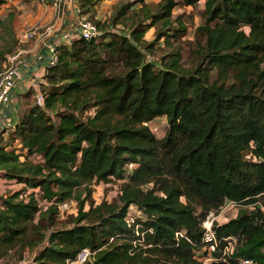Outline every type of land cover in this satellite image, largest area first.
I'll return each instance as SVG.
<instances>
[{"label": "trees", "instance_id": "1", "mask_svg": "<svg viewBox=\"0 0 264 264\" xmlns=\"http://www.w3.org/2000/svg\"><path fill=\"white\" fill-rule=\"evenodd\" d=\"M99 1L79 0L80 13ZM177 4L143 2L131 10L137 20L129 36L104 32L94 20L98 37L58 46L44 106L34 104L0 138L1 174L24 185L0 198L1 251L28 244L32 221L53 220L73 198V225L52 230L34 264H65L85 247L94 254L84 264H203L209 212L264 196V0H205L192 64L176 46L149 60L158 41L172 45L186 31L173 16ZM131 6L115 8L113 22ZM151 27L155 38L146 42ZM157 116L168 123L162 137L146 124ZM112 179L123 180L117 198L86 209L91 184ZM31 188L50 202L44 212L34 191L22 196ZM130 207L146 216L138 233L125 220ZM214 228L219 239L238 238L228 264L245 257L264 264L260 207Z\"/></svg>", "mask_w": 264, "mask_h": 264}, {"label": "rangeland", "instance_id": "2", "mask_svg": "<svg viewBox=\"0 0 264 264\" xmlns=\"http://www.w3.org/2000/svg\"><path fill=\"white\" fill-rule=\"evenodd\" d=\"M42 0H7L6 3L0 8V18L3 19L0 24V67L2 68L8 61V57L13 55L25 45L32 43L29 41L27 44H21L19 38L21 35L32 27H37L39 33H45L48 30H61L63 27L62 16L66 14L68 0H44L46 7H41ZM160 0H102L96 5L92 6L94 9L86 12L88 17H91L95 21H100L102 31L104 32H120L124 35L131 33L133 24H135L137 18L136 14L131 10L138 9L143 2L150 4L152 7ZM178 4L173 8V16L179 17L186 25V31L177 35L174 39L171 38V44L167 45L163 39L158 41L152 51L147 52L146 56L149 60H156L159 62L160 58L166 52L171 50V47H180L183 51L182 62L185 65H191L195 58L196 44V28L202 23V12L204 9L205 0H199L194 5L185 4L186 0H176ZM130 2L132 6L128 9L125 16L117 17V21L113 22L112 14L115 12L120 4ZM0 19V20H1ZM150 22V19H146L145 23ZM156 27H151L145 32L144 39L146 42H151L155 38ZM33 41V40H32ZM24 113L35 104L33 96L24 100ZM149 125L154 128V134L158 137H162L167 130V119L165 116H157L149 121ZM7 130L5 137H8ZM20 142L14 140L11 146L19 147ZM21 153V152H20ZM23 154V153H21ZM249 157V156H248ZM31 159L37 161L38 156L32 155ZM24 158H22L23 160ZM132 166H128L130 170ZM123 180L112 179L109 182L94 181L91 184V195L85 204V208L88 209L90 204L96 205L102 201H112L117 198L119 193L120 184ZM23 186V185H21ZM21 187L16 185V181L4 182L0 177V198L7 195L9 192ZM27 193H23L22 196L26 197ZM36 193V199L38 200L41 210L44 212L50 202ZM259 201L264 205V196L259 198ZM250 211L251 208L242 206L239 210ZM214 212V211H213ZM132 213L137 216L138 219H145L146 216L137 208L132 209ZM219 213L215 211L216 215ZM78 214V203L76 199L70 198L59 205L58 213L53 220L49 218H35L30 225L28 237L25 242L28 244L14 246L11 249H0V264H34V258L42 249V247L49 244V235L52 230L67 228L73 225L74 218ZM52 221V223H51ZM213 257H216L212 254ZM203 261V260H202Z\"/></svg>", "mask_w": 264, "mask_h": 264}, {"label": "built area", "instance_id": "3", "mask_svg": "<svg viewBox=\"0 0 264 264\" xmlns=\"http://www.w3.org/2000/svg\"><path fill=\"white\" fill-rule=\"evenodd\" d=\"M41 4L46 6L44 0L41 1ZM71 30L72 34L69 37H66V39H61L60 37L51 39L50 32L47 31L43 34L39 33L37 31V27H32L21 35L20 40H35L38 42L39 46H43L46 49L49 56L48 65L46 67L45 73H43L40 80L31 72L28 64H26L23 60L21 56L23 52L21 50L9 56L7 63L0 70V113H2L7 101L10 99L11 95L14 94L16 89H18V92L20 90L31 91L32 96L35 99V104L39 107H43L46 98V91L44 90V85L46 84V75L49 72V68L54 66L58 62V46L61 43L69 44L74 38L77 37L90 40L98 37L102 33V31L99 29L92 18L81 14L75 18L74 25ZM1 117L2 116H0V119ZM17 124L18 122L9 121L8 127L11 128L10 131L14 130ZM146 124L149 125V122ZM149 127L151 128L152 132L155 130L150 125ZM10 131L8 132V137L11 133ZM1 135L5 137V134L3 135L2 133ZM8 137L5 138L8 139ZM0 177H4L3 174H1V171ZM16 185L22 187L21 185L23 184L16 183ZM29 190L35 192V197H37L36 193L40 194L39 188H31L28 189V191ZM240 206L249 207L251 209H254L256 206H258L264 213V205L259 201V199L251 204H241L233 200H228L221 206V208L219 209V213H217L216 215L213 211L209 212V214L202 221V226L204 228L202 243L204 250L207 252V255L202 259L203 264L229 263L228 259L234 254L236 250L238 238L237 236L230 235L224 237L223 239H219L217 237L214 224H222L232 218H235L238 215ZM132 209L133 208L130 207V209L128 210L125 216V220L127 222V225L133 227L138 233L140 224L137 221V216L132 213ZM179 234L181 233L177 232V235ZM216 251L218 252V255L216 257H213L212 254ZM93 254L94 252L85 247L81 249L74 258L67 259L65 264H84L92 257ZM252 263L253 260L248 257L240 258L238 261V264Z\"/></svg>", "mask_w": 264, "mask_h": 264}, {"label": "crops", "instance_id": "4", "mask_svg": "<svg viewBox=\"0 0 264 264\" xmlns=\"http://www.w3.org/2000/svg\"><path fill=\"white\" fill-rule=\"evenodd\" d=\"M7 1V0H6ZM102 1V0H101ZM6 2L2 3L0 5L3 6ZM97 4V3H96ZM95 4V5H96ZM41 7L45 8L46 6L41 4ZM80 9H79V0H68L67 4V11L66 14L62 16V24L63 27L61 30H57V28H53V30H48V32L51 33V39L60 37L61 39H66V37H69L72 34V28L74 25L75 18L80 15ZM81 15L87 16L86 13H83ZM1 19V18H0ZM3 20V19H1ZM20 40V38H19ZM31 41L32 43H29ZM21 44H27L25 47L19 49L18 51H22V58L25 61L26 64H28L31 72L41 80V76L46 71V67L48 65V53L46 49L43 46H39L38 42L35 40H28V41H22L20 40ZM14 92V94L11 95L10 99L7 101L6 106L3 108L2 113H0L1 119H0V138H2L4 141L7 139L3 137L5 132L7 130H11V128L8 127V123L10 122H19L21 115L24 113V100L28 99L32 96L31 91H17ZM16 93V94H15ZM17 119V120H15ZM4 122V124H3ZM11 132V131H10ZM1 180L4 182H11V179H7L5 177H1ZM19 186V185H17Z\"/></svg>", "mask_w": 264, "mask_h": 264}]
</instances>
